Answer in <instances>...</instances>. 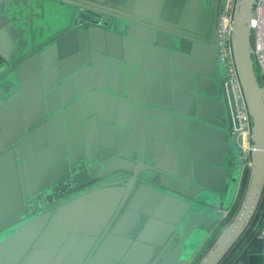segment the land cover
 <instances>
[{"label": "water", "instance_id": "obj_1", "mask_svg": "<svg viewBox=\"0 0 264 264\" xmlns=\"http://www.w3.org/2000/svg\"><path fill=\"white\" fill-rule=\"evenodd\" d=\"M228 1L0 0V264L192 262L243 174L221 60ZM255 1L233 0L230 31L246 183L196 264H245L264 225L263 212L251 228L264 197ZM64 182L84 191L20 222Z\"/></svg>", "mask_w": 264, "mask_h": 264}, {"label": "built area", "instance_id": "obj_2", "mask_svg": "<svg viewBox=\"0 0 264 264\" xmlns=\"http://www.w3.org/2000/svg\"><path fill=\"white\" fill-rule=\"evenodd\" d=\"M232 1L229 0L221 22V60L225 66L228 81L234 96L236 115L239 122L237 133L240 139V161L242 170L249 168L250 119L237 79L230 47ZM251 43L254 68L258 81L264 85V0H256L250 20ZM264 237V225L257 238Z\"/></svg>", "mask_w": 264, "mask_h": 264}, {"label": "flooded vegetation", "instance_id": "obj_3", "mask_svg": "<svg viewBox=\"0 0 264 264\" xmlns=\"http://www.w3.org/2000/svg\"><path fill=\"white\" fill-rule=\"evenodd\" d=\"M116 176H117L116 179H118V180H121L124 178L120 173L112 175L111 178L113 177L112 179H114V177H116ZM101 180H106V178L102 177L99 181H101ZM63 186L65 188H63L62 190H58L54 194L50 193L49 191H44L43 193H41L42 196L39 200H37V201L32 200L31 203L27 205L28 212H26V216L23 217L20 222H22L23 220H26V219H30V218H32L35 215H38L40 213L47 212L50 209H52L53 207L59 206L65 202H67L68 200L79 196L84 191L82 189L81 190L72 189V186L68 182H64ZM94 186H98L97 182ZM30 199H31L30 197L25 199V200L23 199V204H25L24 202H27ZM34 206L36 207L35 210L30 209L31 207H34ZM20 222H17L16 224L11 225L10 227L6 228L4 230V232H6V235H8L9 233H12L14 231V229L16 227H18V224Z\"/></svg>", "mask_w": 264, "mask_h": 264}, {"label": "crops", "instance_id": "obj_4", "mask_svg": "<svg viewBox=\"0 0 264 264\" xmlns=\"http://www.w3.org/2000/svg\"><path fill=\"white\" fill-rule=\"evenodd\" d=\"M240 182H241V180H240ZM239 187H240V184L238 186V190L236 191V194H235L228 210L225 212L226 215L231 211V209H232V207H233V205L237 199V196L239 193ZM263 212H264V197H263L261 205L258 209L255 222L258 221V219L260 218V216L262 215ZM205 242H204V244H205ZM246 259H247V262L245 264H264V237L263 238H256L254 240V242L249 246V248L247 249V252H246Z\"/></svg>", "mask_w": 264, "mask_h": 264}, {"label": "trees", "instance_id": "obj_5", "mask_svg": "<svg viewBox=\"0 0 264 264\" xmlns=\"http://www.w3.org/2000/svg\"><path fill=\"white\" fill-rule=\"evenodd\" d=\"M247 172H248V168H246L242 174V177H241V182H240V187H239V193H238V196H237V199L231 209V211L227 214L226 218L224 219V221L222 222V227H224L225 225H227L229 223V221L232 219L233 215L235 214L238 206H239V203H240V199L242 197V194H243V190H244V187H245V183H246V178H247ZM256 219V217H255ZM255 220L253 221V224L251 226V228L254 226L255 224Z\"/></svg>", "mask_w": 264, "mask_h": 264}, {"label": "rangeland", "instance_id": "obj_6", "mask_svg": "<svg viewBox=\"0 0 264 264\" xmlns=\"http://www.w3.org/2000/svg\"><path fill=\"white\" fill-rule=\"evenodd\" d=\"M233 3V0H231ZM222 226L218 227L212 234L211 236L207 239V241L205 242V244L200 248V250L198 251V253L196 254V256L194 257V259L192 260V262L190 264H196V262L198 261V259L202 256V254L206 251V249L210 246V244L212 243V241L214 240V238L216 237V235L218 234L219 230L221 229Z\"/></svg>", "mask_w": 264, "mask_h": 264}]
</instances>
